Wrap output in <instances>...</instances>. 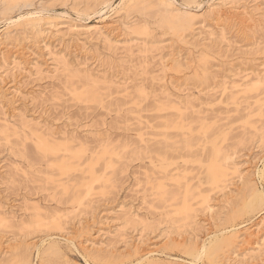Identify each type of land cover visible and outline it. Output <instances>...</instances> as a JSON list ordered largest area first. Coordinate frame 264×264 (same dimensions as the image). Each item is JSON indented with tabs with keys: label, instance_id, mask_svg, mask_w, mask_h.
I'll list each match as a JSON object with an SVG mask.
<instances>
[{
	"label": "rangeland",
	"instance_id": "1",
	"mask_svg": "<svg viewBox=\"0 0 264 264\" xmlns=\"http://www.w3.org/2000/svg\"><path fill=\"white\" fill-rule=\"evenodd\" d=\"M167 1L202 17L184 29L171 26L155 2L126 8L123 0H0V123L20 127L24 118L69 147L44 156L34 135L0 130V211L15 224L0 225V264H211L193 252L196 242L228 250L216 264H264L253 244L264 239V92L249 89L227 101L222 92L245 73L264 75V0H231L238 7L225 15L236 25L223 36L209 13L220 0ZM62 61L74 77L64 75ZM85 73L125 83L128 94L100 89L98 102L82 101L71 87H80ZM163 97L189 101L184 120L161 106ZM212 150L228 153L242 173L244 182L232 178L229 193L218 191ZM64 160L60 172L56 164ZM158 184L169 200L155 198ZM206 196L209 217L201 210ZM184 204L196 221L180 238L193 219L182 217ZM57 223L70 225L72 237ZM252 224L248 242L224 245Z\"/></svg>",
	"mask_w": 264,
	"mask_h": 264
},
{
	"label": "bare ground",
	"instance_id": "2",
	"mask_svg": "<svg viewBox=\"0 0 264 264\" xmlns=\"http://www.w3.org/2000/svg\"><path fill=\"white\" fill-rule=\"evenodd\" d=\"M15 0H6V3L7 5H10L11 3H13ZM151 2H155V4L157 5H160L162 7V10L165 14V20L168 21V23L171 24V26L173 25L174 28H179V27H182V25L184 26V29H185V26L190 28L192 27L194 24H195V19L199 16L198 13L192 11V10H178V9H173L170 7V2H168L167 0H123V3L125 5L126 8L128 7H131V6H135V5H138V4H150ZM246 1L243 0V2H241L242 4L245 3ZM248 2V1H247ZM216 4V3H215ZM218 8H216L215 10H210L209 9V13H211V16H210V20L213 21L214 23V26L219 28V32L218 34L220 33V35L224 34L225 30H226V27H230L231 25H234L235 22L233 20H229L227 19V16L225 15V11L226 10H233V9H236V7H238V5H235V3L233 4V1H228V0H220L218 1ZM246 5V4H245ZM244 6V4H243ZM9 7V6H8ZM222 7L225 8V10L223 11ZM246 7V6H245ZM161 11V10H160ZM208 13V14H209ZM247 14V13H245ZM202 14H200L201 16ZM249 15V14H248ZM226 16V17H225ZM202 17V16H201ZM30 18V17H29ZM230 18V17H229ZM208 19V18H207ZM28 20H31V21H35L37 22L36 24L37 25H34L33 23V27L35 28V26L37 27H40L38 25H40L38 19H34V18H31V19H28ZM246 20L248 21L249 20V17L246 18ZM25 21V20H24ZM23 21V22H24ZM30 21V22H31ZM200 21V20H199ZM204 19L200 21L201 24H199V26H201L202 28H206L205 25H203L204 23ZM26 23V22H24ZM30 24V23H29ZM49 24V23H48ZM19 25V24H18ZM22 25V24H21ZM236 25V24H235ZM31 26V25H30ZM29 26V28L31 29V27ZM49 26H55L54 24H51ZM32 27V28H33ZM36 27V28H37ZM59 27V26H58ZM80 27V26H79ZM82 27V25H81ZM234 27V26H233ZM95 28V27H94ZM39 29V28H38ZM75 29V28H73ZM78 29V28H77ZM211 29V28H210ZM96 30L98 32V34H102V29L99 28V27H96ZM174 30V29H173ZM37 31V30H36ZM35 31V32H36ZM40 32V31H39ZM37 33V32H36ZM213 32L209 31L208 32V35H212ZM214 34V33H213ZM7 36V35H6ZM9 36V35H8ZM223 36V35H222ZM10 39V36L7 37ZM12 38V37H11ZM207 39V37H206ZM209 39V38H208ZM14 40V39H13ZM203 39H201L202 41ZM5 41V40H4ZM5 43V42H3ZM111 43V42H110ZM2 46V44H0ZM5 45V44H4ZM205 57V56H204ZM176 60V59H175ZM63 62V61H62ZM61 62V63H62ZM178 63V62H177ZM175 64V63H174ZM13 66H16V65H13ZM12 67V66H11ZM16 68V67H15ZM61 70L63 71L64 75L65 76H75L76 71L74 72L72 70L71 67H69V65H67L66 63L63 62V65H61ZM1 71V70H0ZM2 73V71H1ZM88 73V72H87ZM87 73H85L83 75L84 77V81H82V85H80V87H75V86H72L71 87V91L73 92V95L82 100V101H87V100H94V101H97V99H99V94H98V90H102V89H105V91L108 89V92L109 94H112L111 92H118V93H121V92H124L125 95L128 94V89H129V86L128 85H122V84H116L114 81H105L100 79L97 77V78H92L90 75H87ZM249 73V72H248ZM248 73H245L243 75H241V77L239 78L238 81L236 82H233L231 84H224V86H222L223 88V93L225 92L226 93V101L229 99H237V95L240 93L242 94L243 92H246L247 90H253L255 89V96L259 95L260 93H263L264 92V75H254L255 73L251 74V75H254V76H250ZM257 74V73H256ZM101 78V77H100ZM81 81V80H80ZM227 82V81H226ZM127 83V82H126ZM221 83V82H220ZM74 84V83H72ZM139 84V83H138ZM220 85V84H219ZM70 86V85H69ZM78 86V85H77ZM221 87V86H220ZM113 89V90H112ZM141 89V88H140ZM106 92V93H108ZM145 92V91H144ZM101 94V93H100ZM140 96L141 95H144L143 91L142 90H139V93ZM221 94V93H220ZM139 96V95H138ZM218 96V95H217ZM220 96V95H219ZM253 96V94L251 95ZM253 96V97H255ZM261 96V95H260ZM216 97V96H215ZM252 97V98H253ZM143 98V97H142ZM256 98V97H255ZM262 98V97H261ZM223 101L225 99H222ZM239 100V99H238ZM233 101V100H232ZM237 101V100H236ZM255 101V100H254ZM253 101V102H254ZM264 101V100H263ZM161 106H166L168 108H171L173 111H174V115L181 118L182 120H184V115L186 112H188L189 110V101L187 102H181V101H174L172 99H169L168 97H163V100L161 101H158ZM231 102V101H230ZM246 102V101H245ZM252 102V103H253ZM234 104V102H231ZM250 103V102H248ZM255 103V102H254ZM251 104V103H250ZM262 104V103H261ZM194 106V105H193ZM253 106V105H252ZM257 106V105H256ZM196 107V106H195ZM250 108V107H249ZM163 109V108H162ZM237 109V108H235ZM243 110L246 109V106L245 108H242ZM263 109V108H262ZM242 110V111H243ZM251 110V109H250ZM246 111V110H245ZM248 111V110H247ZM246 111V112H247ZM191 112H195V110H191ZM249 113V112H248ZM247 113V115H248ZM245 114V113H244ZM263 114V113H262ZM3 115V114H2ZM5 115V114H4ZM246 116V115H245ZM199 117V116H198ZM194 118V117H193ZM5 119V118H4ZM200 119V118H199ZM202 119V118H201ZM1 120V119H0ZM150 120V119H149ZM16 121V120H15ZM179 122V120H178ZM17 123V122H16ZM182 123V122H181ZM20 124V127H16L15 124H10L8 121L3 120L1 121L0 123V130L3 132V133H6V135H14V134H18V133H21V135L23 137H21L22 139H26L27 138V135L28 133H30V135H34L38 141H39V150L43 153L44 156H46V154H53L57 151V149H60V150H63V151H68L69 147L65 144L61 145L59 143H56V139L54 137H52V134L48 131H46L44 128H41V127H37V126H34V127H31L29 125H31V123L28 121V120H25L24 118H22L19 122ZM182 125V124H181ZM146 126V124H145ZM184 126V125H183ZM208 127V126H207ZM142 128V127H141ZM146 128V127H145ZM209 128V127H208ZM207 129V128H206ZM203 130V129H202ZM208 130V129H207ZM218 130V129H217ZM189 131V130H188ZM217 132V131H216ZM2 133V134H3ZM165 133V132H164ZM147 134V133H146ZM153 134V133H152ZM157 134V133H156ZM161 134V133H160ZM20 135V134H19ZM20 135V136H21ZM159 135V134H158ZM20 139V138H19ZM145 141V140H144ZM195 141V140H194ZM37 144V145H38ZM185 144H188V143H185ZM160 145V144H159ZM163 147V145H161ZM171 148V147H170ZM152 149V148H151ZM215 149V148H214ZM80 151H75L73 154L74 157H76L77 159L79 158V153ZM160 152H161V149H160ZM211 152V151H209ZM208 152V153H209ZM180 153V152H179ZM67 155V154H66ZM65 156V155H64ZM211 157L214 159V163L211 164L210 168L211 170L214 172L215 174V180L218 181L217 183H221L219 185V190L221 192V194L224 192L225 193H229L231 192V188L233 186V183L230 182V180L233 178V179H236L238 182H241L243 181V176H242V173L240 172L237 164L233 163V162H229L230 160V155H228V153H224V152H221V151H217V150H212L211 152ZM54 160V159H53ZM206 162V161H205ZM65 160L64 161H58V163L56 164V167L57 169L60 171V172H65V169L67 167V165L65 164ZM20 169V168H19ZM18 167L15 165L14 167V171H18L19 170ZM23 171V169H22ZM110 172V171H108ZM24 173V172H23ZM230 175H233V176H230ZM245 177V176H244ZM246 181V180H245ZM244 182V181H243ZM242 182V183H243ZM159 183V182H158ZM153 187V185L151 186ZM193 188V187H192ZM157 189V192H156V197L157 200H161L163 197L164 199L166 198L165 196H170L169 192L166 191L160 184L157 185L156 187ZM156 191V190H154ZM187 191V190H186ZM174 192V191H173ZM172 193V191H171ZM178 193V192H177ZM181 194V193H180ZM260 194V193H259ZM178 195V194H177ZM206 195V194H205ZM184 196V195H183ZM204 196V195H203ZM230 196V195H229ZM172 196L168 197L167 200H169ZM186 199L189 198L187 195L184 196ZM205 197V196H204ZM207 197V196H206ZM209 197H207V199H203V206L201 208L202 211H204V215L206 214L208 217L211 216V214L213 213V206L212 204H210L211 201L210 199H208ZM202 199V198H200ZM261 201L264 200V194L262 193V196L259 198ZM166 200V199H165ZM163 201V200H162ZM185 201V200H184ZM180 202V201H179ZM160 203V202H159ZM190 204V203H189ZM201 204V205H202ZM191 206V205H190ZM190 206L188 204H184L182 206V208H180L181 212L183 214L182 217L184 219H192L191 223L189 221V223H184L183 225V229L178 231L176 233V237H180V238H183L184 236H188V232H191V234L193 233V227L190 225L192 224L193 222H195L196 220V214H195V210L193 211L194 213L192 214V212L190 213ZM38 207V206H37ZM36 207V210H40L39 207L37 208ZM35 208V207H34ZM179 210V211H180ZM178 212V211H177ZM198 212V211H197ZM201 212V211H200ZM122 213H124V215L126 216V220H132L131 218V215L130 213L128 212V210H122ZM179 213V212H178ZM203 213V212H202ZM180 214V213H179ZM199 214V213H197ZM8 215V214H7ZM4 212L0 211V225H4V226H10L12 224H14V217H9L7 216ZM123 215V214H122ZM123 215V216H124ZM200 215V214H199ZM11 216V215H10ZM203 216V215H202ZM122 217V216H121ZM199 218V217H198ZM197 218V219H198ZM264 218V217H263ZM68 222V221H67ZM78 223V227H79V224L82 222V218H78L77 221ZM262 222H264L262 220ZM195 224V223H194ZM259 224V223H258ZM258 224H252L251 226L247 227L246 228V231H245V236L243 234V236L241 234H239L238 230H236L235 232H233V234L230 236L229 239L226 240V243H224V245H228L232 242H234L236 239L237 241H239L238 239H246L247 242L249 241L250 239V236L254 233L255 231V228L257 227ZM15 225V224H14ZM81 225V224H80ZM57 228H60L62 230V232L64 233V236H66L65 239H69L70 237H72V231L69 230V226L68 224H63L61 225V223H57ZM68 228V229H67ZM81 228V227H80ZM248 230V231H247ZM253 231V233H252ZM258 232V231H257ZM119 235V234H118ZM240 235L242 237H240ZM74 236V235H73ZM166 236V235H165ZM183 236V237H182ZM3 238V237H2ZM179 238V239H180ZM197 238V237H196ZM178 239V238H177ZM185 239V238H184ZM242 239V240H243ZM174 238L172 237V239H170L171 242H173ZM197 240V239H196ZM184 243V242H183ZM197 243V242H196ZM196 243H193L191 244L190 246H192V249L194 248V251L195 253L199 255H204L206 257H208L210 259V262L211 264H216L218 263L219 261H221L223 258L219 257V254L221 255V253L223 254L224 256V253L227 252L228 250H221V247L222 245L221 244H218V245H214L212 247H210L209 249H204L203 247L204 246H201L200 247H197V244ZM16 244V243H15ZM250 244V243H249ZM254 248H257L258 251H264V239L261 240L260 243H254ZM14 245V244H12ZM251 245V244H250ZM16 246V245H15ZM253 246V245H252ZM13 246H10L8 252L10 251H13V249L15 248H11ZM89 247V246H88ZM245 248V247H244ZM7 250V249H6ZM16 250V248H15ZM221 251L219 254L218 252ZM15 252V251H13ZM13 252H12V255H13ZM154 252V250L152 251H146V256L145 258L147 259L152 253ZM18 254V253H17ZM4 255H6V252L4 253ZM20 255V254H19ZM19 255H14V257L16 258L17 256ZM89 255V254H88ZM232 258L233 259H236L238 257H240L237 253L236 255L233 253L231 254ZM11 254L9 255V259H10ZM21 257V256H20ZM27 257V256H26ZM92 258H95L97 257V255L95 256H91ZM142 257V256H141ZM225 257L226 254H225ZM224 257V258H225ZM242 257V256H241ZM18 258V257H17ZM149 259V258H148ZM208 259V260H209ZM11 260H16V259H11ZM145 260V259H144ZM237 260V259H236ZM8 261V260H7ZM17 262V261H16ZM15 262V263H16ZM9 263H10V260H9ZM8 263V264H9ZM13 263V261H12ZM13 263V264H15ZM138 263V262H137ZM136 263V264H137ZM11 264V263H10ZM16 264H31L29 262V260H25L23 259V261H18V263Z\"/></svg>",
	"mask_w": 264,
	"mask_h": 264
}]
</instances>
